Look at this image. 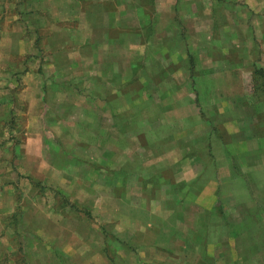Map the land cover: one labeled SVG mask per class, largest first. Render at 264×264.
Returning <instances> with one entry per match:
<instances>
[{"label": "crops", "instance_id": "crops-1", "mask_svg": "<svg viewBox=\"0 0 264 264\" xmlns=\"http://www.w3.org/2000/svg\"><path fill=\"white\" fill-rule=\"evenodd\" d=\"M36 1L38 17L54 16L38 27L53 28L45 55L36 37L0 39V59L20 65L24 84L16 109L12 90L0 89V264H202L217 244L237 240L228 221L241 222L234 209L252 207L253 186L264 185V115L235 102L247 89L200 84L235 77L230 42L205 22L204 1ZM180 1L194 12H179ZM26 48L42 71L19 64ZM40 183L66 205L29 196ZM15 214L36 235L22 263L17 233L2 221ZM93 214L99 224L89 223Z\"/></svg>", "mask_w": 264, "mask_h": 264}, {"label": "rangeland", "instance_id": "rangeland-1", "mask_svg": "<svg viewBox=\"0 0 264 264\" xmlns=\"http://www.w3.org/2000/svg\"><path fill=\"white\" fill-rule=\"evenodd\" d=\"M203 1L206 11L205 22L210 25H212V23H215L216 27L222 28H220V31L216 30L215 32L216 36L218 38L220 37V39L223 41L222 45L227 43L228 41L230 42V51L228 50V53L225 56L230 59V68H234L235 77L230 79L220 78L215 80L206 78L205 80L199 82L205 88H209V90L213 87H218L223 92L229 89H247L249 94L247 96L238 97L235 102L242 103V101H246L247 104H253V106L251 107L254 111L253 116L257 115L259 118V116L264 115V69L260 68H264V0H233L232 6H227L226 0ZM36 5V0H0V39L2 41L4 38H7L9 34H14L16 41H18V39L20 40L21 38L25 39V36H27V39L33 42V40L35 39L34 37H36L34 43L35 47L38 48V52L41 53L40 55L44 56L46 53V51H43V49L45 48L44 45L46 42L52 41L51 29L53 28L52 25L49 24H47L46 27H38L39 25H41L40 23H50L51 21L53 22L54 20H52V18H54V16L52 17V13L50 16L49 12H47V17H38L35 13V10H37ZM191 5L192 2L189 1L178 2V7L180 6L179 12H184V10H188L190 12L192 10L194 12V9L191 8ZM212 13H215V16H211ZM200 14L201 13H199V15ZM42 18L49 19V22H47L45 19L42 20ZM227 24L230 25V28L223 29L225 28L223 26ZM189 25L192 33V26H194V22L192 23L190 21ZM8 27L11 30L10 32H7L8 30H6L8 29ZM208 34V32L205 33V37L207 39ZM75 36L77 37V35ZM78 38L79 40H81L80 37ZM56 41L59 42L60 40L56 38ZM28 49L29 48H26V55H24V58L20 59L19 64H21L22 67H26V70L33 68L34 70L42 71L43 65L35 62V60L32 59L34 54H31V56L27 54L29 53L27 52ZM18 50L22 51L19 47ZM16 66L18 67L16 68ZM13 67H6L5 62L0 59V89L12 90L14 102L12 106L14 107V109H16L15 93L18 92L24 84L22 82V77H19V75H21L22 73L21 70H19L20 65L14 64ZM219 75L221 74H218L217 76ZM84 80L85 78L84 76H82L81 82H84ZM210 92L212 93V90H210ZM183 96L181 98H183ZM177 98L180 99V97ZM219 98H222L223 100V98L225 97H217L212 94H205L202 100L207 99L206 102H208L212 101L213 99L217 100ZM259 100L263 102H260ZM255 104L256 106H254ZM8 106H11L10 103L8 104ZM19 108L20 107H18L17 109ZM21 115L23 114H19L18 121L25 120V118H23V116ZM17 163L22 164L21 158L17 160ZM242 169H244V171H250L247 167H244ZM31 170L32 169L29 167V171ZM262 179L264 180V173H262L261 180ZM29 183V186L31 187V185H34L35 181L32 182L31 180L29 181ZM41 185L42 183L37 184L38 192H36V190L34 192H31L29 190V196H36L40 194V196H43L46 202L48 200L52 201L56 199L61 200V202L66 205V201H68V199H64L62 196L60 197V193L54 194V191L48 189V186ZM253 187L255 191L252 194L253 206L234 209V211L231 209V212H234V218L240 219L241 222L232 223L228 221L230 230L232 228V231H235L237 235L241 234V238L238 237V239L235 241L224 240L225 244L227 243L229 245L224 244L222 246L217 244L215 250L213 249L215 252V256L207 254L202 264H217L216 258L219 259L220 264H264V191L258 190L262 187H259L258 189H256L255 186ZM14 193V202L17 206L16 208L18 209V212H16V214H19V211L21 209L22 193L19 189L15 190ZM244 196L245 195L243 192L242 198H244ZM246 196L248 197V193L246 194ZM63 204L61 210H63ZM16 214L13 217L4 216L2 221L4 222L6 228L8 227L10 231H12L13 233H17L13 239V246L16 249L15 251L16 253H18V255L16 254L14 258L18 263H22L26 261L25 256H27L28 254L26 250H30V248L34 246V244L30 246V242L33 237H31L29 233L34 234V236L36 235L35 233H33V229H31L33 228L31 227L32 225L23 224L25 226L22 227L23 225L18 224V218H16ZM192 214L194 215L195 212L193 211ZM244 215L251 217L252 223L248 222V219H250L249 217H247L246 220L244 218H241ZM90 218L91 219L88 220L90 224H99V220L96 219L98 218L97 215H90ZM192 224L193 225L191 226L195 225V223ZM68 226H70V228H73L75 226V223L74 225ZM25 227H29V229H31L32 231L27 232L28 234H24L26 236V239L20 240V237H18V228L24 229ZM77 227L84 231L89 228V226H84V223H80V221ZM249 228L253 229V235L249 233L243 236V233L247 232ZM220 232L223 233L222 231ZM225 235H223V237H225ZM34 241L35 239H33V242ZM76 241V244L79 243L78 240ZM113 247H117L116 242ZM75 258L76 260H78L77 257ZM189 259L190 263L196 258L194 256H190ZM25 264H27V261L25 262Z\"/></svg>", "mask_w": 264, "mask_h": 264}]
</instances>
